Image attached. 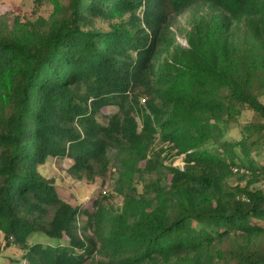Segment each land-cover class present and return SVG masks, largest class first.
Segmentation results:
<instances>
[{
	"label": "trees",
	"instance_id": "16d2710c",
	"mask_svg": "<svg viewBox=\"0 0 264 264\" xmlns=\"http://www.w3.org/2000/svg\"><path fill=\"white\" fill-rule=\"evenodd\" d=\"M48 1V18H0V258L264 264V0ZM50 156L114 169L119 201L66 202L39 170Z\"/></svg>",
	"mask_w": 264,
	"mask_h": 264
},
{
	"label": "rangeland",
	"instance_id": "374dc122",
	"mask_svg": "<svg viewBox=\"0 0 264 264\" xmlns=\"http://www.w3.org/2000/svg\"><path fill=\"white\" fill-rule=\"evenodd\" d=\"M62 2H67V0H62ZM53 4L44 0L43 2H38L37 0H0V18L13 23L16 17L21 21L28 19L35 20L38 17L48 18L53 11ZM189 19L187 14H182L178 16L174 30L176 33L177 42L181 45H187L186 40V29L189 27ZM144 100H142L143 102ZM264 102V96H263ZM118 111V108L114 105H107L101 108L100 113L97 115V119L100 123H106L110 117ZM253 117L251 111L245 112L240 117V123L245 124L249 122ZM137 119L141 125V120L137 116ZM239 130L237 124L233 123L227 130L226 136L236 137L239 135ZM175 151H166L163 153V158L165 157V164L168 165L172 163L176 167L181 168L180 159L182 156L175 154ZM74 160L66 157H52L50 156L47 161L39 166V170L42 175L48 179L56 188L59 196L70 203L73 206L81 207L83 209L92 210L94 207V200L98 196L103 195L104 198L107 197V201L118 202L119 197L115 193L116 181H115V171L110 168L108 173L102 177L97 176L95 179H89L86 176L74 175L71 171V166ZM144 164L142 163L141 166ZM231 183L235 185L237 179H231ZM245 183V182H244ZM255 188L264 189V178L253 185ZM52 211L48 213V217L51 218ZM87 219L83 217L80 221V225H85ZM67 237H65V241ZM30 242L40 241L43 243H48L51 238L43 233H35L29 237ZM1 243L4 245V240L1 239ZM5 252H8L9 257L0 258V264H21L23 258V250L19 249L16 245H11L5 247ZM25 264V262H22Z\"/></svg>",
	"mask_w": 264,
	"mask_h": 264
},
{
	"label": "built area",
	"instance_id": "2783aa9c",
	"mask_svg": "<svg viewBox=\"0 0 264 264\" xmlns=\"http://www.w3.org/2000/svg\"><path fill=\"white\" fill-rule=\"evenodd\" d=\"M182 156V155H181ZM184 156V155H183ZM185 157V156H184ZM184 157H182L181 159H180V164L182 165V167H181V169H183L184 168V166H185V158ZM237 169H235V171H236Z\"/></svg>",
	"mask_w": 264,
	"mask_h": 264
}]
</instances>
